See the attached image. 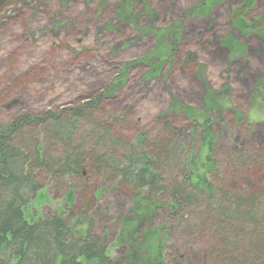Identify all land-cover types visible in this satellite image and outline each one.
Listing matches in <instances>:
<instances>
[{"label":"rangeland","instance_id":"374dc122","mask_svg":"<svg viewBox=\"0 0 264 264\" xmlns=\"http://www.w3.org/2000/svg\"><path fill=\"white\" fill-rule=\"evenodd\" d=\"M237 7L253 32L234 27ZM103 93L105 111L124 118L107 122L119 137L170 138L184 151L177 182L191 162L200 169L209 157L229 189L264 193V161L238 162L264 154V0H0V123ZM196 124L210 128L208 141ZM42 182L28 222L64 204L80 210L87 199L99 215L79 229L125 264H198L213 245L198 206V215L172 217L166 201L155 198L164 207L146 211L105 177L89 175L77 190Z\"/></svg>","mask_w":264,"mask_h":264},{"label":"trees","instance_id":"16d2710c","mask_svg":"<svg viewBox=\"0 0 264 264\" xmlns=\"http://www.w3.org/2000/svg\"><path fill=\"white\" fill-rule=\"evenodd\" d=\"M241 8L233 13L234 27L253 32L245 19L237 20ZM227 42L239 48L230 38ZM106 101L103 93L77 106L0 123V264H125L109 256L104 241L79 229L91 212L99 215L84 193L80 210L64 204L26 220L30 205L45 192L42 181L77 190L89 175L122 184L147 204L146 211L164 207L155 198L166 201L172 217L198 215L197 206L203 208L201 227L213 245L198 264H264L263 190L229 189L214 176L216 166L209 157L210 164L200 169L191 162L194 169L189 167L177 182L173 171L185 169L184 151L170 138L154 140L141 133L132 142L119 137L107 122L124 118L105 111ZM200 127L196 124L194 132L206 142L210 128ZM245 158L238 159L243 166L264 161V154ZM166 172L172 173L171 182L165 181Z\"/></svg>","mask_w":264,"mask_h":264}]
</instances>
